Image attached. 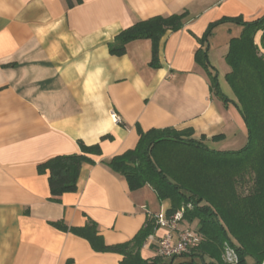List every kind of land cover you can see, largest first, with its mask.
Instances as JSON below:
<instances>
[{
  "label": "crops",
  "instance_id": "crops-1",
  "mask_svg": "<svg viewBox=\"0 0 264 264\" xmlns=\"http://www.w3.org/2000/svg\"><path fill=\"white\" fill-rule=\"evenodd\" d=\"M185 11L184 26L161 39L157 67L150 64V39L129 42L123 55L110 53L109 44L137 21ZM263 14L264 0H0V264H121V254L95 251L52 223L83 226L91 219L116 244L167 212L170 201L159 200L150 185L131 190L106 164L135 148L141 132L189 130L213 149L242 148L244 120L212 94L197 56L208 47L215 69L227 63L230 40L243 27L220 23L207 43L210 24ZM262 35L255 42L264 54ZM79 141L100 144L102 153L83 165L78 190L54 201L49 174L38 166L80 153ZM166 230L147 239L144 258L158 256Z\"/></svg>",
  "mask_w": 264,
  "mask_h": 264
},
{
  "label": "trees",
  "instance_id": "trees-1",
  "mask_svg": "<svg viewBox=\"0 0 264 264\" xmlns=\"http://www.w3.org/2000/svg\"><path fill=\"white\" fill-rule=\"evenodd\" d=\"M187 15L185 11L137 21L109 44L110 53L123 55L129 42L150 39V64L157 67L161 39L181 29ZM228 21L243 27L239 36L231 38L225 56L230 67L225 78L234 99L223 91L218 72L209 62L208 47L197 57L209 73L212 94L226 105L232 103L241 114L248 130L247 143L237 150H217L205 139L190 137L189 130L153 128L141 132L135 148L106 161L125 177L131 190L150 185L159 200H169L168 216L182 211V222H195L199 243L167 259L159 255L146 259L141 250L158 229L155 217H148L131 240L116 244H108L91 219L83 226L59 220L52 223L56 228L87 239L95 251L121 254V264H264V54L255 42L258 31L264 38V14L252 21L235 17L213 22L203 41L208 43L215 27ZM79 145L80 153L57 155L38 166L40 173L49 174L54 201L77 191L83 165L94 163L90 155L102 153L100 144L79 141ZM227 248L236 263L225 260Z\"/></svg>",
  "mask_w": 264,
  "mask_h": 264
},
{
  "label": "built area",
  "instance_id": "built-area-1",
  "mask_svg": "<svg viewBox=\"0 0 264 264\" xmlns=\"http://www.w3.org/2000/svg\"><path fill=\"white\" fill-rule=\"evenodd\" d=\"M158 228H166V232L158 239L157 254L164 258H170L188 251L200 241V235L190 229L180 230L177 238L175 232L178 231V223L183 219V212L178 211L174 215L168 216L165 211H161L155 216Z\"/></svg>",
  "mask_w": 264,
  "mask_h": 264
},
{
  "label": "rangeland",
  "instance_id": "rangeland-1",
  "mask_svg": "<svg viewBox=\"0 0 264 264\" xmlns=\"http://www.w3.org/2000/svg\"><path fill=\"white\" fill-rule=\"evenodd\" d=\"M216 62H217V59H216ZM215 64L217 66L216 71L218 72V79H219L220 85H221L223 91L228 96L231 97V95H234V93H233V91H232L229 83L227 82V80L225 78V72H226L225 69H227V67H229V66H228L227 63H215ZM181 222L182 221H180L178 223L179 224L178 225V229L179 230L175 232V238H177V235H178L179 231L180 230H183L184 228L189 227V228H191L193 230H196V227L197 226H196V223L195 222L192 223V224H189V223H186V222H182L181 223ZM181 224L183 225L182 227L180 226ZM185 224H187V225H185ZM234 256L235 255H234L233 251H231L229 248H227L226 253H225V256H224L225 260L228 261V262L231 261V262L236 263V258Z\"/></svg>",
  "mask_w": 264,
  "mask_h": 264
}]
</instances>
